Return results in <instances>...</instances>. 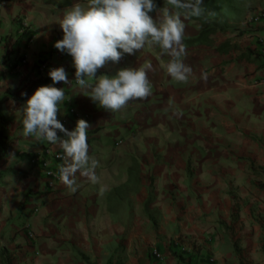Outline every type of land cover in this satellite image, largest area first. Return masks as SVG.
<instances>
[{
    "label": "crops",
    "instance_id": "obj_1",
    "mask_svg": "<svg viewBox=\"0 0 264 264\" xmlns=\"http://www.w3.org/2000/svg\"><path fill=\"white\" fill-rule=\"evenodd\" d=\"M236 2L245 18L264 7ZM76 3L87 0H0V97L41 78L50 84L49 70L63 66L73 83L56 85L65 89L58 119L68 130L89 123L99 177L92 184L77 173L75 192L61 179L50 186L31 159L45 153L60 174L55 154L63 150L22 135V107L36 89L5 102L14 142L0 162V264L3 252L11 264H264V20L239 38L238 56L210 57L207 47L195 64L186 49L187 82L174 81L155 58L151 95L111 112L85 96L72 57L54 47ZM19 19L30 26L26 36ZM125 57L105 66L109 74L130 67Z\"/></svg>",
    "mask_w": 264,
    "mask_h": 264
},
{
    "label": "clouds",
    "instance_id": "obj_2",
    "mask_svg": "<svg viewBox=\"0 0 264 264\" xmlns=\"http://www.w3.org/2000/svg\"><path fill=\"white\" fill-rule=\"evenodd\" d=\"M167 4L171 8L158 7L157 0H87V4L76 3L65 10L59 22L63 37L54 47L72 57L75 84L99 107L116 112L133 100L151 95L149 62L119 68L115 74L97 75L109 62L118 65L125 55H136L149 46H158L170 57L166 70L174 81H188L193 69L184 62L187 51L182 16H202L204 0H167ZM48 76L51 83L38 87L22 107V135L63 150L60 179L75 192L79 187L77 173L92 184L99 181L98 161L89 155L90 125L80 119L73 130L64 126L58 113L65 89L56 85L63 82L71 87L73 81L63 66L51 68Z\"/></svg>",
    "mask_w": 264,
    "mask_h": 264
},
{
    "label": "rangeland",
    "instance_id": "obj_3",
    "mask_svg": "<svg viewBox=\"0 0 264 264\" xmlns=\"http://www.w3.org/2000/svg\"><path fill=\"white\" fill-rule=\"evenodd\" d=\"M160 7L171 8L167 4V0ZM234 7H237L236 0H204L202 16H182L185 24L183 43L186 49L192 48L195 64L199 62V58H202L203 51H207V47H210V57L222 55L223 53L230 54L232 57L238 56V49H240L239 38L242 34L251 32L250 23L253 21V16L242 17L241 12ZM153 16H155V13H153ZM163 19L164 16L161 13L159 20L162 22ZM125 58H129L130 67H138L149 62L151 68L148 69V73H150L151 77L157 69L154 65L155 58L163 60L164 73H167L166 65L170 59L168 55L161 53L158 46H149L140 53L138 52L133 56L128 55ZM104 73L109 74V69L102 68L97 74ZM167 86L169 84L165 85V89H169ZM140 166L141 163L138 160H133V168L138 169Z\"/></svg>",
    "mask_w": 264,
    "mask_h": 264
},
{
    "label": "trees",
    "instance_id": "obj_4",
    "mask_svg": "<svg viewBox=\"0 0 264 264\" xmlns=\"http://www.w3.org/2000/svg\"><path fill=\"white\" fill-rule=\"evenodd\" d=\"M166 0H157V5L158 7H160ZM48 80L47 79H39L38 82H33L32 85L28 88V89H23V90H8L3 96L0 97V162L10 153L11 149H12V144H13V140L10 139L7 136V130H8V126L10 124V121L5 118L1 108L2 105L9 101V100H15V101H22L24 99H26V97L35 89H37L38 87L47 84ZM20 94V95H19ZM26 94V95H25ZM73 130V129H71ZM91 133H88L87 135L89 136ZM87 142L89 143V139L87 140ZM2 173H0V178L2 177ZM29 197V195L27 196V198ZM2 259H3V264H11V260H10V256L6 254V252H3L2 255Z\"/></svg>",
    "mask_w": 264,
    "mask_h": 264
},
{
    "label": "built area",
    "instance_id": "obj_5",
    "mask_svg": "<svg viewBox=\"0 0 264 264\" xmlns=\"http://www.w3.org/2000/svg\"><path fill=\"white\" fill-rule=\"evenodd\" d=\"M254 19H256L257 21L264 20V7L260 9V11L257 13V16L253 18V20ZM1 21L2 20H1V13H0V24H1ZM17 22L19 23V27H20L19 29L20 35L26 36L28 32L30 31V26L27 23V20L19 19L17 20ZM47 65L48 64L46 61L43 64L39 65L37 72L42 75L46 71ZM70 113L72 115L79 116V110L75 105H72L70 109ZM46 153L52 154L53 152L46 151ZM55 156H56V159H59L61 163L64 164V153L58 152L55 154ZM31 163L33 165H36V167H39L46 173V176L50 179V186H54V184H56L58 180L60 179V174L57 173V171L51 167L49 161L45 157V153L32 158ZM29 236L33 238V233H30ZM154 253L156 257L160 259L162 258L161 253H159L158 251L155 250Z\"/></svg>",
    "mask_w": 264,
    "mask_h": 264
}]
</instances>
